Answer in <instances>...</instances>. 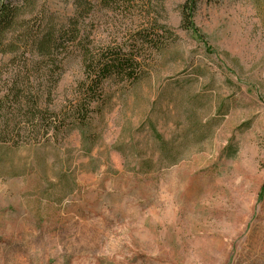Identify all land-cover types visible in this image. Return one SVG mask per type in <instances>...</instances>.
Segmentation results:
<instances>
[{
    "label": "rangeland",
    "instance_id": "rangeland-1",
    "mask_svg": "<svg viewBox=\"0 0 264 264\" xmlns=\"http://www.w3.org/2000/svg\"><path fill=\"white\" fill-rule=\"evenodd\" d=\"M74 1L37 11L66 25ZM184 2L96 4L81 22L96 51L130 46L151 19L173 34L138 79L104 84L86 138L16 137L21 118L0 129L16 138L0 141V264H264V0L202 2L204 40L181 27ZM81 55L57 84L41 79L44 110L67 113L82 93Z\"/></svg>",
    "mask_w": 264,
    "mask_h": 264
},
{
    "label": "trees",
    "instance_id": "trees-1",
    "mask_svg": "<svg viewBox=\"0 0 264 264\" xmlns=\"http://www.w3.org/2000/svg\"><path fill=\"white\" fill-rule=\"evenodd\" d=\"M40 0H0V129L15 118L20 135L25 127L42 139L49 131L55 137L62 132L78 129L84 138L93 116L101 115L105 108L103 86L112 78L122 81L140 77L145 56L158 50L160 41L173 37L168 28L149 20L148 26L132 33L130 46L117 45L100 50L84 42L81 22L94 12L96 4L104 10L127 14L138 10L144 0H75V13L66 25L48 20L37 11ZM208 0H185L181 6V27L194 38L204 40L194 17L199 4ZM150 14V13H148ZM150 16V15H149ZM154 23H152V22ZM73 53L82 54L86 79L81 82L79 94L67 113L57 114L42 108L44 100H51L53 89L42 88L41 79L48 77L52 86L57 84L62 72V63ZM37 130L39 132H37ZM0 141L16 139L0 130ZM172 157L171 152L164 155Z\"/></svg>",
    "mask_w": 264,
    "mask_h": 264
}]
</instances>
